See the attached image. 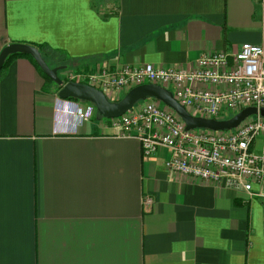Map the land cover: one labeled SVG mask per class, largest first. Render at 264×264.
I'll return each instance as SVG.
<instances>
[{
  "label": "crops",
  "instance_id": "obj_1",
  "mask_svg": "<svg viewBox=\"0 0 264 264\" xmlns=\"http://www.w3.org/2000/svg\"><path fill=\"white\" fill-rule=\"evenodd\" d=\"M11 44L77 74L180 68L264 47V13L259 0H0V52ZM42 74L18 55L0 75V264H264V199L169 173L166 149L145 158L97 113L67 125Z\"/></svg>",
  "mask_w": 264,
  "mask_h": 264
},
{
  "label": "built area",
  "instance_id": "obj_2",
  "mask_svg": "<svg viewBox=\"0 0 264 264\" xmlns=\"http://www.w3.org/2000/svg\"><path fill=\"white\" fill-rule=\"evenodd\" d=\"M264 13V0H259ZM66 82L89 85L109 100L120 99L130 89L150 84L171 92L175 101L193 117L223 120L245 108H264V47L243 44L232 52L203 55L180 68L123 66L110 71L73 74ZM95 107L75 100H57L55 114L74 127L89 122ZM122 138H135L148 158L160 149L169 157L165 169L195 182L223 185L264 199V118L258 113L230 131L189 130L183 121L160 102L137 103L119 118L99 119ZM260 149L255 152L256 139ZM253 185L259 190L254 191ZM153 200L146 198L145 205ZM264 235V231H263Z\"/></svg>",
  "mask_w": 264,
  "mask_h": 264
},
{
  "label": "water",
  "instance_id": "obj_3",
  "mask_svg": "<svg viewBox=\"0 0 264 264\" xmlns=\"http://www.w3.org/2000/svg\"><path fill=\"white\" fill-rule=\"evenodd\" d=\"M15 54L29 56L33 59L41 72L59 87L57 93L59 99H71L92 104L98 116L104 119L119 118L130 111L137 103L148 99L156 100L173 111L183 121L187 131L196 129L214 132L230 131L239 126L245 119L255 116L257 113L264 118V108L258 111L253 107L245 108L232 118L222 121L193 117L175 101L171 92L150 84L134 87L118 101L111 102L104 93L89 85L76 82L64 83L59 78L58 73L65 70V67L49 68L40 52L35 47L26 44H11L2 49L0 52V71L6 58Z\"/></svg>",
  "mask_w": 264,
  "mask_h": 264
},
{
  "label": "rangeland",
  "instance_id": "obj_4",
  "mask_svg": "<svg viewBox=\"0 0 264 264\" xmlns=\"http://www.w3.org/2000/svg\"><path fill=\"white\" fill-rule=\"evenodd\" d=\"M69 69H65V70H62V71H59V73H58V76H59V78L60 79H62L63 80V82L64 83H67L66 82V80L64 79V77L67 75V73L68 72H72V71H68ZM74 74V73H73ZM75 74H77V73H75ZM122 98V97H121ZM260 110V109H259ZM258 110V111H259ZM239 113V112H238ZM236 115V114H235ZM234 115H225V119L224 120H228V119H230V118H232ZM251 117V116H250ZM220 121H222V120H220ZM259 149H260V139L258 138V139H256V148H255V152H258L259 151Z\"/></svg>",
  "mask_w": 264,
  "mask_h": 264
},
{
  "label": "trees",
  "instance_id": "obj_5",
  "mask_svg": "<svg viewBox=\"0 0 264 264\" xmlns=\"http://www.w3.org/2000/svg\"><path fill=\"white\" fill-rule=\"evenodd\" d=\"M39 50V52H41L40 51V48L38 49ZM22 56V55H20V54H15V55H10V56H8L7 58H6V60H5V62H4V65H3V67H2V69H1V71H0V75H1V73H2V71L7 67V65L9 64V62L15 57V56ZM28 57V59H30L34 64H35V66L37 67V69H38V71L39 72H41V70L38 68V66L36 65V63L33 61V59L32 58H30L29 56H27ZM42 73V72H41ZM48 81H50V79L49 78H47L44 74H42ZM123 97V96H122ZM121 99V98H120ZM119 99H116V100H110L111 102H116V101H118ZM224 120V119H223Z\"/></svg>",
  "mask_w": 264,
  "mask_h": 264
}]
</instances>
